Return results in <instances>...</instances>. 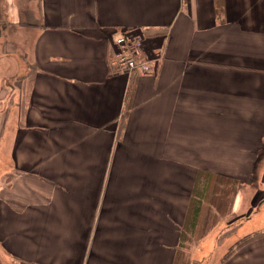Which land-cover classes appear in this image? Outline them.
Returning a JSON list of instances; mask_svg holds the SVG:
<instances>
[{
    "label": "crops",
    "instance_id": "0c3cea01",
    "mask_svg": "<svg viewBox=\"0 0 264 264\" xmlns=\"http://www.w3.org/2000/svg\"><path fill=\"white\" fill-rule=\"evenodd\" d=\"M121 34L154 74L111 73ZM7 78L0 258L174 264L198 172L257 178L264 0H0ZM262 205L222 264H264Z\"/></svg>",
    "mask_w": 264,
    "mask_h": 264
},
{
    "label": "rangeland",
    "instance_id": "374dc122",
    "mask_svg": "<svg viewBox=\"0 0 264 264\" xmlns=\"http://www.w3.org/2000/svg\"><path fill=\"white\" fill-rule=\"evenodd\" d=\"M12 30L13 28L10 29L7 26L6 31H8V34ZM140 37L143 40V36L140 35ZM116 48L115 43H113L108 55V61L111 52ZM149 59L154 64L157 58L149 57ZM14 69L12 67L11 71L13 72ZM12 82L13 79L7 78V82L4 85L6 92L4 90L0 91V95L6 97L8 101L10 100L11 91H13L10 88L13 84ZM262 150L259 158L261 161L258 163L257 178L249 182L252 186L247 184L245 180L234 178L232 179L235 182L230 180L220 183L217 181L216 175L211 174L209 176L210 190L203 201V211L199 226L197 231L191 236V241L187 242V247L182 249L183 254L179 257V264L181 261L183 264H222L232 246L239 240L241 235L239 230L244 232L246 229L254 227L256 220L262 217L263 212L257 213L256 211L257 214H255V211L248 206V203L253 198L254 208L259 209L258 206L262 205V200L264 199V147ZM238 192L242 194L238 196ZM236 208H238L237 211L235 210ZM262 210H264V204L262 205ZM249 219L251 220L248 221ZM245 220L248 222L244 224ZM240 225L242 226L239 229ZM0 260L2 264H17L4 257L0 258Z\"/></svg>",
    "mask_w": 264,
    "mask_h": 264
},
{
    "label": "built area",
    "instance_id": "2783aa9c",
    "mask_svg": "<svg viewBox=\"0 0 264 264\" xmlns=\"http://www.w3.org/2000/svg\"><path fill=\"white\" fill-rule=\"evenodd\" d=\"M115 45L117 48L111 52L108 61L111 73L146 75L155 72V63H151L149 57L143 54L140 35L121 34L116 37Z\"/></svg>",
    "mask_w": 264,
    "mask_h": 264
},
{
    "label": "trees",
    "instance_id": "16d2710c",
    "mask_svg": "<svg viewBox=\"0 0 264 264\" xmlns=\"http://www.w3.org/2000/svg\"><path fill=\"white\" fill-rule=\"evenodd\" d=\"M210 175L211 174H208L205 171L198 172V175L196 177L195 193L190 203L187 221L185 222L183 227L180 248L178 250V254L174 264H179V257L181 256V254H183L182 249H185L187 247V242L191 241V236L197 231L199 220L203 211V201L205 196H207L208 191L210 190ZM230 180L233 181L232 178L217 176V181H219L220 183H225ZM233 182H235V180ZM0 264H2L1 260ZM180 264H183L182 261Z\"/></svg>",
    "mask_w": 264,
    "mask_h": 264
}]
</instances>
